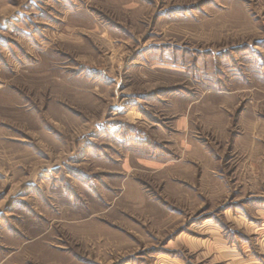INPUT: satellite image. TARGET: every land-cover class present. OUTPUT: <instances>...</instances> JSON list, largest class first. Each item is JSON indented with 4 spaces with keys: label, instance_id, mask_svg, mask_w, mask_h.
Returning a JSON list of instances; mask_svg holds the SVG:
<instances>
[{
    "label": "rangeland",
    "instance_id": "1",
    "mask_svg": "<svg viewBox=\"0 0 264 264\" xmlns=\"http://www.w3.org/2000/svg\"><path fill=\"white\" fill-rule=\"evenodd\" d=\"M0 264H264V0H0Z\"/></svg>",
    "mask_w": 264,
    "mask_h": 264
}]
</instances>
